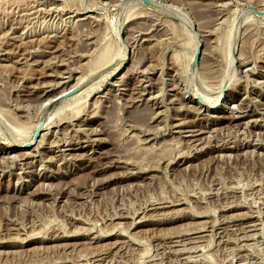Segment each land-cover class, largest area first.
<instances>
[{
	"label": "rangeland",
	"instance_id": "rangeland-1",
	"mask_svg": "<svg viewBox=\"0 0 264 264\" xmlns=\"http://www.w3.org/2000/svg\"><path fill=\"white\" fill-rule=\"evenodd\" d=\"M0 264H264V0H0Z\"/></svg>",
	"mask_w": 264,
	"mask_h": 264
},
{
	"label": "bare ground",
	"instance_id": "bare-ground-1",
	"mask_svg": "<svg viewBox=\"0 0 264 264\" xmlns=\"http://www.w3.org/2000/svg\"><path fill=\"white\" fill-rule=\"evenodd\" d=\"M80 20H81V19H80ZM167 21H168V20H167ZM179 21H180V20H179ZM239 23H240V22H239ZM239 27H240V26H239ZM237 33H238V32H237ZM236 38H237V37H236ZM231 41H232V40H231ZM234 41H235V40H234ZM234 41H233V42H234ZM33 43H34V42H33ZM200 44H201V43H200ZM235 44H236V43H235ZM195 46H196V47H195ZM195 46H194L195 49L193 50L194 52H193L192 56H190V57H192V59L190 58L191 61L193 60L194 54H195V52H196V49L199 47V43H197V45H195ZM232 46H233V45H231V49H229V50H230L229 53H231ZM234 46H235V45H234ZM189 61H190V60H189ZM189 61H188V62H189ZM233 62H234V60L231 58V59H230V63L233 64ZM191 63H192V65H193V62H191ZM241 65H242V64H241ZM187 66H188V65H187ZM191 68H192V67H191ZM190 70H191V69H190ZM227 70H228V69H227ZM191 71H192V70H191ZM228 75H229V74H228ZM226 76H227V75H226ZM220 79H222V78H220ZM194 80H195V79H194ZM221 82H222V81H221ZM229 82H230V81H229ZM218 84H220V83H218ZM220 87H221V86H220ZM218 88H219V87H218ZM67 90H68V89H67ZM67 90H64L62 93H64V92L67 91ZM62 93H60L59 95H61ZM64 94H66V93H64ZM193 95H194V94H193ZM219 96H220V95H219ZM52 97H53V96H52ZM47 98H48V97H47ZM53 98H54V97H53ZM218 99H219V98H218ZM43 100H44V99H43ZM48 100H50V99H48ZM203 100H204V99H203ZM46 101H47V100H46ZM63 101H65V100H63ZM202 102H203V101H202ZM216 102H217V101H216ZM214 104H215V103H214ZM216 104H217V103H216ZM225 104H226V98L223 99L222 104H219V105H215V106H213V108H212L211 110H215V111H216L217 109L220 110V109H222L223 107H225ZM219 110H218V111H219ZM240 110H241V109H240ZM244 111H245V110H244ZM211 112H212V111H211ZM245 113H246V112H245ZM256 114H257V113H256ZM13 119H14V118H13ZM19 119H20V118H19ZM43 127H45V126H43ZM36 128H37V127H36ZM45 128H46V127H45ZM45 128H44V129H45ZM46 129H47V128H46ZM42 131H43L42 128H40V129L37 128V129H36V133H38V134H39L40 132H42ZM202 131H203V130H202ZM199 132H200V131H199ZM42 133H43V132H42ZM199 134H200V133H199ZM199 134H196V135H195V134L193 133L192 136H190V137L194 138V137H196V136L199 135ZM40 137H41V136H40ZM41 138H42V137H41ZM32 140H33V139H32ZM41 140H42V139H41ZM20 141H21V140H20ZM24 142H25V141H22L20 145L24 144ZM41 143H42L41 141H39V142L37 141L35 144H32V141H29L28 144H26L24 148L27 149V148H32V147H34L35 149H37V148L39 147V145H41ZM195 145H196V144H195ZM224 147H225V146H224ZM226 147H227V146H226ZM19 148H20V146H19ZM219 148H222V147H219ZM219 148H217V149H219ZM228 150H230V148H224V149H221V151H226V152H227ZM246 151H247V150H246ZM220 153H221V152H220ZM220 155L222 156V154H220ZM23 156H26V155H23ZM222 157H223V156H222ZM227 157H228V156H227ZM19 158H20V157H19ZM225 158H226V157H225Z\"/></svg>",
	"mask_w": 264,
	"mask_h": 264
},
{
	"label": "water",
	"instance_id": "water-1",
	"mask_svg": "<svg viewBox=\"0 0 264 264\" xmlns=\"http://www.w3.org/2000/svg\"><path fill=\"white\" fill-rule=\"evenodd\" d=\"M201 47H198L197 49H196V52H195V54H194V57H193V63H194V65H196V63L198 62V60H199V58H200V55H201Z\"/></svg>",
	"mask_w": 264,
	"mask_h": 264
}]
</instances>
